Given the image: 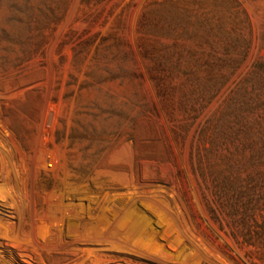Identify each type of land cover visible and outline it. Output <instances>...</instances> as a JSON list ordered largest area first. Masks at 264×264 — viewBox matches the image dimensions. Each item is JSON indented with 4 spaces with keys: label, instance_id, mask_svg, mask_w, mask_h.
<instances>
[{
    "label": "rangeland",
    "instance_id": "1",
    "mask_svg": "<svg viewBox=\"0 0 264 264\" xmlns=\"http://www.w3.org/2000/svg\"><path fill=\"white\" fill-rule=\"evenodd\" d=\"M0 264H264V0H0Z\"/></svg>",
    "mask_w": 264,
    "mask_h": 264
}]
</instances>
